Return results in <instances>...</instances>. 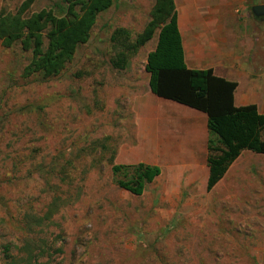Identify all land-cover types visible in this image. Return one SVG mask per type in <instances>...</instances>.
I'll list each match as a JSON object with an SVG mask.
<instances>
[{"label": "rangeland", "instance_id": "rangeland-1", "mask_svg": "<svg viewBox=\"0 0 264 264\" xmlns=\"http://www.w3.org/2000/svg\"><path fill=\"white\" fill-rule=\"evenodd\" d=\"M22 1L0 0V12ZM153 1L113 0L54 76L23 77L31 51L0 44V264L38 246L44 264H264V154L242 150L207 189L209 148L220 146L206 119L150 92L144 64L156 36L125 67L110 63L112 31L123 27L133 40ZM256 3L264 0H175L179 13L246 6L264 53ZM64 6L34 0L27 14L62 15ZM140 162L160 173L134 195L111 167Z\"/></svg>", "mask_w": 264, "mask_h": 264}, {"label": "trees", "instance_id": "trees-1", "mask_svg": "<svg viewBox=\"0 0 264 264\" xmlns=\"http://www.w3.org/2000/svg\"><path fill=\"white\" fill-rule=\"evenodd\" d=\"M33 1L23 0L14 12H0V44L11 47L18 42L23 50L31 51L30 60L22 70L23 77L35 73L50 77L60 73L76 48L88 42L97 15L113 4V0H62L65 4L62 15H56L51 8L27 14ZM154 35L155 45L146 54L144 64L148 88L159 98L206 115L207 129L220 146L209 148L207 155V189H211L242 150L264 154V107L260 111L253 103L235 105V81L216 75L211 68L186 65L175 0H154L147 22L133 40L127 29H114L110 40L115 54L110 63L116 68L125 67L137 48ZM111 171L113 174L121 171V178L116 180L118 187L140 195L159 175L160 168L140 162L113 164ZM48 187L51 190V184ZM50 217L51 201L47 212L37 220L41 224ZM32 251L28 250L25 257L12 256L8 264H44L38 261L44 248L38 246L35 254Z\"/></svg>", "mask_w": 264, "mask_h": 264}, {"label": "crops", "instance_id": "crops-1", "mask_svg": "<svg viewBox=\"0 0 264 264\" xmlns=\"http://www.w3.org/2000/svg\"><path fill=\"white\" fill-rule=\"evenodd\" d=\"M187 7L189 9L183 12L182 7L180 13L177 11L186 65L196 69L211 68L216 75L235 81V105L253 103L261 111L264 103L260 109L258 102L264 100L263 39L253 33L246 6H230V13L222 15L215 10L218 6ZM251 14L255 20L264 21L256 18L252 11ZM158 99L186 116L206 119L203 112L168 99Z\"/></svg>", "mask_w": 264, "mask_h": 264}, {"label": "water", "instance_id": "water-1", "mask_svg": "<svg viewBox=\"0 0 264 264\" xmlns=\"http://www.w3.org/2000/svg\"><path fill=\"white\" fill-rule=\"evenodd\" d=\"M253 15L259 20H264V3H258L251 6Z\"/></svg>", "mask_w": 264, "mask_h": 264}]
</instances>
